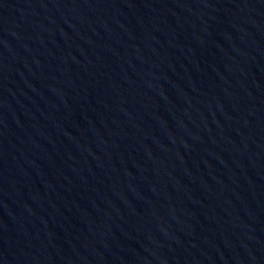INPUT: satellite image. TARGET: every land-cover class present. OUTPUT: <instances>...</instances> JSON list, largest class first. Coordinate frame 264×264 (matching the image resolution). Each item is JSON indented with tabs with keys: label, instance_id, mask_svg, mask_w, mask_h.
<instances>
[{
	"label": "water",
	"instance_id": "1",
	"mask_svg": "<svg viewBox=\"0 0 264 264\" xmlns=\"http://www.w3.org/2000/svg\"><path fill=\"white\" fill-rule=\"evenodd\" d=\"M0 264H264V0H0Z\"/></svg>",
	"mask_w": 264,
	"mask_h": 264
}]
</instances>
